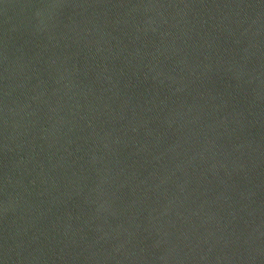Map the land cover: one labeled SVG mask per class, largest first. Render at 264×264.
Segmentation results:
<instances>
[{"label":"water","instance_id":"1","mask_svg":"<svg viewBox=\"0 0 264 264\" xmlns=\"http://www.w3.org/2000/svg\"><path fill=\"white\" fill-rule=\"evenodd\" d=\"M0 264H264V0H0Z\"/></svg>","mask_w":264,"mask_h":264}]
</instances>
